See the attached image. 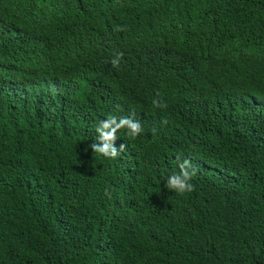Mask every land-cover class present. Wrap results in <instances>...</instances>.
<instances>
[{"label":"trees","instance_id":"trees-1","mask_svg":"<svg viewBox=\"0 0 264 264\" xmlns=\"http://www.w3.org/2000/svg\"><path fill=\"white\" fill-rule=\"evenodd\" d=\"M0 264H264V0H0Z\"/></svg>","mask_w":264,"mask_h":264},{"label":"clouds","instance_id":"clouds-1","mask_svg":"<svg viewBox=\"0 0 264 264\" xmlns=\"http://www.w3.org/2000/svg\"><path fill=\"white\" fill-rule=\"evenodd\" d=\"M122 55V53L119 54V56ZM112 63L113 65H117L119 63V59H114ZM153 103L157 107L161 106L156 100H154ZM164 123H167V121H164ZM100 124L102 127L97 130L101 133L100 138L104 141L103 146L92 143L89 147L93 150V152L102 154L103 156L109 158H115L118 155V150L112 143L117 139V130L124 128L131 129V131H128V135L130 137H136L142 130L139 122H134L133 119L128 117H122L119 119V122H117V118L115 116H110L107 121H101ZM112 125H115V127H112ZM109 128L111 130L106 131V129ZM125 147L126 145L121 144L119 151H122ZM179 167L180 174H173L170 176L167 180L166 187L167 189L175 190L179 194H184L185 192H190L194 189V185L191 184L190 181L195 175V169L192 167L191 161L189 160H184L182 164H179ZM106 194L108 193L106 192Z\"/></svg>","mask_w":264,"mask_h":264}]
</instances>
